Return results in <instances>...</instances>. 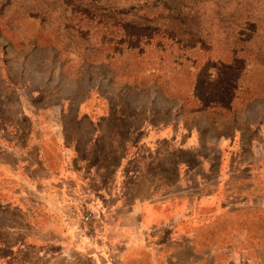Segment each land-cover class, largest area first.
<instances>
[{"label":"rangeland","instance_id":"obj_1","mask_svg":"<svg viewBox=\"0 0 264 264\" xmlns=\"http://www.w3.org/2000/svg\"><path fill=\"white\" fill-rule=\"evenodd\" d=\"M96 125L111 162L150 129L175 153L188 136L189 166L157 160L182 202L146 226L98 209L74 246L3 209L0 264H264V0H0V145Z\"/></svg>","mask_w":264,"mask_h":264},{"label":"crops","instance_id":"obj_2","mask_svg":"<svg viewBox=\"0 0 264 264\" xmlns=\"http://www.w3.org/2000/svg\"><path fill=\"white\" fill-rule=\"evenodd\" d=\"M98 118L87 116L92 124H98ZM109 130L96 125L92 133H86V140L78 133L74 139H68L55 126L36 143L12 148L0 145V211L19 213L27 235L35 231L38 233L33 235L44 243L60 246H74L85 232L77 228L84 210L92 212V222L98 209L105 215L110 207L114 208L120 225L133 222L146 226L152 221H163L164 212L182 201H177L180 197L173 196L167 179L159 174L157 160L165 152L166 166L171 167L174 162L181 167L189 166V152L194 146L188 136L183 137L175 153L171 150L173 130L165 125L145 132L144 149L138 142L129 145L131 140L126 139L129 146L120 148L119 160L111 162ZM141 151H148L149 156L154 154L150 160L142 161L138 157ZM180 151H186L185 158ZM232 163L233 160L227 163L221 158L219 168L222 170ZM184 176L178 174L180 184ZM80 200L90 202L85 201L84 209L80 210ZM93 200H99L101 207L93 206ZM110 200L118 202L113 204Z\"/></svg>","mask_w":264,"mask_h":264},{"label":"built area","instance_id":"obj_3","mask_svg":"<svg viewBox=\"0 0 264 264\" xmlns=\"http://www.w3.org/2000/svg\"><path fill=\"white\" fill-rule=\"evenodd\" d=\"M83 221L84 223L86 224H91L92 223V220H93V214L92 212L88 211V212H85L83 215Z\"/></svg>","mask_w":264,"mask_h":264}]
</instances>
